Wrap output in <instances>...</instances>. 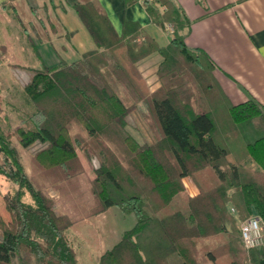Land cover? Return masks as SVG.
<instances>
[{
	"label": "trees",
	"instance_id": "16d2710c",
	"mask_svg": "<svg viewBox=\"0 0 264 264\" xmlns=\"http://www.w3.org/2000/svg\"><path fill=\"white\" fill-rule=\"evenodd\" d=\"M64 1L95 48L71 63L31 69L22 90L34 111L0 132L1 172L17 185L3 195L0 264H78L66 235L74 218L26 174L12 138L22 147L37 144L34 167L65 181L83 169L80 150L94 173L87 215L111 206L134 214L133 227L99 264H201L199 240L212 236L220 243L206 251L211 260L223 248L233 254L239 242L246 252L230 264H264V243L246 248L237 225L251 214L264 221V107L252 97L230 101L212 59L185 44L189 20L173 0L143 3L152 22L171 28L165 45L137 21L125 20L117 32L95 0ZM5 53L0 45V63ZM153 54L160 57L159 84L149 90L138 65ZM127 125L142 134L141 143ZM185 176L198 194L185 193Z\"/></svg>",
	"mask_w": 264,
	"mask_h": 264
},
{
	"label": "crops",
	"instance_id": "0c3cea01",
	"mask_svg": "<svg viewBox=\"0 0 264 264\" xmlns=\"http://www.w3.org/2000/svg\"><path fill=\"white\" fill-rule=\"evenodd\" d=\"M95 1L117 32L121 31L125 20L137 21L159 45L170 40L168 25L152 22L139 1L129 5L125 0ZM173 1L189 20L185 44L202 49L212 59L216 66L214 76L230 101L238 104L252 97L264 107V0ZM5 2L8 0H0V45L6 47L0 66L5 64L9 67V63L25 66L21 63L22 58L35 59L39 64L37 68L41 65L56 66L65 60L55 51L50 53V44L52 40L63 43V33L71 37L62 47L67 52L71 49L79 54L77 59L84 51L95 48L89 33L85 40L78 41L75 33H69L77 31L68 24L69 18L76 22L78 28L79 24L80 29L85 26L79 18L76 20L75 10L64 0H14L12 8L2 7ZM14 48H18L21 59L12 56ZM159 59L158 54H153L145 60L153 67L142 68V74L153 73ZM145 82L149 90L158 85L156 82L151 86L148 76Z\"/></svg>",
	"mask_w": 264,
	"mask_h": 264
},
{
	"label": "rangeland",
	"instance_id": "374dc122",
	"mask_svg": "<svg viewBox=\"0 0 264 264\" xmlns=\"http://www.w3.org/2000/svg\"><path fill=\"white\" fill-rule=\"evenodd\" d=\"M75 13V12H74ZM76 20H79L77 15L74 14ZM79 22V21H78ZM69 25L75 30L69 33H75L76 41L85 40V36H89L87 30L83 27L80 29L74 20L69 18ZM71 36L67 33H63V43L57 40H52L50 44V53L55 51L62 59L67 63H71L79 57V54L71 51L64 50V42ZM0 39H2V33L0 32ZM14 45L16 46V41ZM52 45V46H51ZM63 46V47H62ZM54 55V54H53ZM12 56L21 59L22 56L18 55V48L12 50ZM4 60V59H3ZM22 65L9 63V67L5 64L0 66V132L6 133L8 130L14 128L15 125L20 124L21 121H27L28 116L33 113L34 107L29 103L23 93V84L28 79L30 70L32 68L39 67L35 59L21 60ZM149 67L146 62H140L138 69L142 79L145 81V77L151 80L150 85L154 86L159 79L156 72L148 73L144 77L142 74V68ZM154 79V82L152 81ZM146 83V82H145ZM27 124V122H26ZM152 126V124H151ZM126 130L133 138L139 143L142 142V134L130 125L126 126ZM12 143L16 147L19 153L20 161L24 167V170L34 184L40 187L48 196H50L56 204L59 211L69 214L74 218L73 224L66 231V235L76 253L78 264H99V257L107 249L111 248L118 242L125 230L133 227L135 224V216L132 212H123L118 206H111L104 212L97 215H87V208L90 206L92 198L89 193L88 179L94 176L93 170L89 163L83 158L80 150H77L81 164L83 166L82 171L78 173L74 179L69 181L57 178L56 175L46 174L44 175L38 171L32 164L33 149L37 146L34 144L30 147H22L21 144L12 138ZM94 165L98 164L97 160H93ZM4 168L3 158L0 153V211L5 219H8V214L4 208L3 195L7 192H12L17 188V185L5 175L1 170ZM208 174V173H206ZM209 182V175H204L203 179ZM185 193L193 196L199 193V186L191 176H185L182 178ZM24 200H29V197L25 194ZM231 209V208H230ZM251 216H256L251 214ZM264 227V221L260 218ZM241 221L237 222L238 229ZM220 243L218 236H212L207 239L199 240L198 243V259L201 264H230V261L234 258L239 259L245 254L238 242V246L234 248L233 254L230 251L222 249L217 254L215 260H211L206 251L214 252L213 248L216 244Z\"/></svg>",
	"mask_w": 264,
	"mask_h": 264
},
{
	"label": "built area",
	"instance_id": "2783aa9c",
	"mask_svg": "<svg viewBox=\"0 0 264 264\" xmlns=\"http://www.w3.org/2000/svg\"><path fill=\"white\" fill-rule=\"evenodd\" d=\"M140 3H152L154 0H138ZM164 10V6H159ZM169 27V26H168ZM171 31V28L169 27ZM241 241L246 248L260 246L264 243V227L257 216H250L239 225Z\"/></svg>",
	"mask_w": 264,
	"mask_h": 264
}]
</instances>
